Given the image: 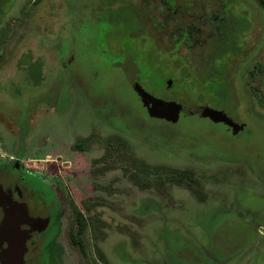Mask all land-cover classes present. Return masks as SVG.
<instances>
[{"label": "rangeland", "instance_id": "1", "mask_svg": "<svg viewBox=\"0 0 264 264\" xmlns=\"http://www.w3.org/2000/svg\"><path fill=\"white\" fill-rule=\"evenodd\" d=\"M250 4L264 10V0ZM65 16V0H11L0 18V168L16 160L58 202L56 237L29 264H264L263 141L226 150L215 132L200 144L176 124L132 115L113 91L134 95L121 79L106 83V73L90 75L71 57L60 38ZM259 48L240 79L239 112L228 111L248 138L258 128L264 135V39ZM152 55L168 68L164 52ZM31 57L45 71L30 95Z\"/></svg>", "mask_w": 264, "mask_h": 264}, {"label": "flooded vegetation", "instance_id": "2", "mask_svg": "<svg viewBox=\"0 0 264 264\" xmlns=\"http://www.w3.org/2000/svg\"><path fill=\"white\" fill-rule=\"evenodd\" d=\"M74 9L72 1L69 11L73 33L68 45L71 57L76 59L83 46L74 32L81 27ZM130 10L132 27L126 47L123 40L118 41L117 73L123 84L139 98L125 76L131 69L136 83L146 92L186 108L179 112L177 120L198 118L215 124L216 128L229 127L200 117L192 110L195 106H206L223 112L236 124L235 129L229 127L230 133L244 131V121L229 115L228 104L234 100L236 104L230 106L239 112L240 79L264 39V10L251 6L250 0H144ZM123 21L120 17L119 22ZM130 21L128 18L125 23ZM155 51L164 52L179 73L173 75L170 64L168 68L159 65L152 55ZM188 86L192 92L187 91ZM195 92L198 95L192 96ZM261 140L264 143V138ZM246 142L240 146L245 147ZM14 167L18 173L12 172ZM31 178L19 163L14 166V160L8 168H0V264L7 262L10 242L18 241L23 234L26 236L23 264H29L34 249L48 248L56 237L58 202L47 195L44 187L40 188L39 181Z\"/></svg>", "mask_w": 264, "mask_h": 264}, {"label": "trees", "instance_id": "3", "mask_svg": "<svg viewBox=\"0 0 264 264\" xmlns=\"http://www.w3.org/2000/svg\"><path fill=\"white\" fill-rule=\"evenodd\" d=\"M72 1L75 3L74 11L77 22L81 26L80 28L78 27L74 32L76 38L83 46V49L81 50L82 57L77 55V59L81 62H84L85 67H87L89 70L90 75L96 71L106 73L108 78L106 83L112 82L111 79L114 78L121 79L119 75H116L118 74L117 63L120 59V50L118 49V44L121 40H123L124 46V44L129 40L128 31L132 27V15L128 12L131 11L130 9L141 5L144 0H65L66 16L65 20L61 22L60 28L63 29L60 38H64L67 41H69V38L73 33L70 25L71 21L69 11ZM10 3L11 0H0V18L4 15ZM120 17L124 19L122 23L119 22ZM137 17L141 18L142 14L138 13ZM128 18H130L131 21L125 23L128 21ZM128 24L129 28L127 27ZM124 47H126V45ZM35 59L36 58L31 57L29 59L28 66H23L25 69H27L26 78L24 77L26 84L24 87L25 94L30 92L35 93L33 90H37L39 87H41V84L44 81L42 71H45V69L39 65H36L35 63L37 62L35 61L37 60ZM27 78L29 79L28 83L26 82ZM86 83L88 84V88L90 89V92L93 96H98L100 97L99 99H104L106 97L107 92L104 91L105 88L101 89L93 77H88ZM113 91H115V94H121L123 100H127V103L133 111L132 115L150 122L155 121L157 123L176 124L178 125V129L181 133L186 136L193 135L192 137L194 138V141L200 144L203 143V134H209L213 132L219 135L217 139H213V141L216 142V146L222 147L219 145L222 144L224 147H226V150L235 149L234 146L237 143L241 145L240 143L245 140H247V142L251 145H255V139L261 140V138L264 136L261 132V129L259 128L257 131L255 130L252 132V138H248L249 136L247 137V134H250L251 132H246L245 135V130L236 134H232L229 132V127L225 128V126L221 125L219 128H216L214 127L216 126L215 124H208L207 122H203L198 118L183 117L181 120H176L174 122L167 121L151 114L147 107L140 102L139 98H137L135 94L129 95L126 92H121L117 85L114 87ZM99 92L100 94H98ZM230 105L231 104L229 103L228 111ZM83 145V142L77 143L74 148L81 149ZM255 159L259 160V157L253 158V161L257 164ZM77 226L79 228L77 233H81L84 230V218L80 213L77 215ZM70 239L73 245L82 250L81 241L76 237L75 234L70 235Z\"/></svg>", "mask_w": 264, "mask_h": 264}, {"label": "water", "instance_id": "4", "mask_svg": "<svg viewBox=\"0 0 264 264\" xmlns=\"http://www.w3.org/2000/svg\"><path fill=\"white\" fill-rule=\"evenodd\" d=\"M125 76L127 81L132 85L138 97L140 98L141 103L146 106L148 111L156 117L174 122L177 120L180 111H186V108L181 107V105L177 104L173 100L165 101L146 92L136 83L134 73L131 69L126 71ZM192 110L200 117H206L214 123H223L224 125L234 129L237 127L236 124L221 111H217L206 106H195L192 107ZM16 165H18V162L15 160L14 166ZM12 232H14V230H12L11 233ZM25 240L26 236L23 234V237H20L18 241L12 240L10 242V247L8 250H11V253L7 254L8 259L6 264H23Z\"/></svg>", "mask_w": 264, "mask_h": 264}]
</instances>
